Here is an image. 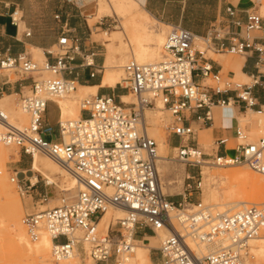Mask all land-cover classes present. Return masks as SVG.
Here are the masks:
<instances>
[{"label": "built area", "instance_id": "1", "mask_svg": "<svg viewBox=\"0 0 264 264\" xmlns=\"http://www.w3.org/2000/svg\"><path fill=\"white\" fill-rule=\"evenodd\" d=\"M171 29L160 62L140 64L132 60L124 67L126 86H119L136 99L129 110L121 104V98L96 95L82 101L84 115L78 121L63 124L58 106L57 127L46 121L47 104L77 90L76 83L65 79L63 73L71 74L68 62L80 50L75 46L79 40L74 43L67 36L61 38L58 53L48 52L56 62L46 61L43 67L26 54H0V77L3 71H14L33 82L30 95L21 94L20 98V108L30 116L28 128L10 127L9 117L0 106V123L9 128L0 133V144L17 147L32 158L35 152L42 153L73 171L83 183V189L75 195H63L60 206L28 215L22 221L34 243L45 234L51 237V257L56 264L77 254L93 264H130L139 242L157 237L161 231H168L170 237L161 248L151 249L149 264H252L250 243L264 232V207L248 206L237 213L219 214L202 204H189V209L184 204L202 186L196 177H202L206 158H212L218 166H247L264 175V138L247 143L248 136L238 129L236 141L243 143L231 148L233 158L217 153L208 156L200 149L196 131L186 122L194 115L198 121L212 122L215 106L231 104V99L216 98L228 94H235L248 108L256 106L252 90L257 82L239 84L223 77L214 71L207 53L210 50L246 57L252 52L257 55L256 66L264 65V17L256 10L242 12L229 5L226 16L215 21L204 37L181 26ZM88 59L84 60L87 66L93 67ZM42 71L61 79L39 82L35 74ZM157 101L164 104L173 119L168 130L180 144L173 149L174 161L183 163L189 173L185 181L189 198L185 194L180 202H173L163 191L158 145L148 133L145 112L155 108ZM228 144V139L218 142L223 147ZM10 181L23 196L31 195L39 185V181L20 180L17 173ZM50 186L44 182L45 188ZM47 200L48 195L42 197L43 202ZM111 209L125 211V217L111 223L103 233L99 225ZM174 210L181 215L173 218ZM141 233L143 238L139 239ZM190 240L213 246L216 251L200 258Z\"/></svg>", "mask_w": 264, "mask_h": 264}, {"label": "crops", "instance_id": "2", "mask_svg": "<svg viewBox=\"0 0 264 264\" xmlns=\"http://www.w3.org/2000/svg\"><path fill=\"white\" fill-rule=\"evenodd\" d=\"M141 7L151 14L157 21L167 26H181L189 30L198 37H204L208 34L211 26L217 20H221L226 16V8L231 5L239 11L247 12L251 5L247 1L236 0H138ZM92 0L88 4H81L78 0H0V54H8L13 57L26 54L33 58V50L40 49L44 52L45 62L55 63V58L48 55V52L58 46L59 40L64 36L69 37L72 42L78 39L80 50L73 54L74 60L68 62V67L71 70L63 73V77L73 81L85 89H96L97 96L121 98L125 96V90H119V85L116 88L103 86L105 76V67L108 62V55L111 54L110 47L112 44L95 37L102 36L99 30L107 28L105 20L97 23L95 33L90 22H85L86 15L84 10L86 6L94 3ZM235 2V3H234ZM261 6H264V0L258 1ZM33 9H51V18L45 25L41 24V20H36L32 17ZM96 9V7H89ZM59 17V19H57ZM245 19V15H243ZM89 20V19H88ZM158 21V22H159ZM31 34L28 36V34ZM94 33V37H93ZM114 33V32H113ZM111 33V34H113ZM106 52H105V50ZM201 50H203L201 48ZM208 51V50H207ZM110 52V53H109ZM93 54V56H91ZM216 57L224 56L222 53H214ZM89 58L93 62V67H88L85 58ZM244 58L242 73L248 78L251 83L256 85L252 90V97L255 100L256 106L248 108L245 103L236 99L235 94H228L217 97V100L231 99V104L226 107L215 106L212 109V122L198 121L197 116H192L189 119L191 127L197 128L199 133L205 131L210 132L212 139L216 142L217 154L228 155L234 153L229 147L219 146L218 142L228 139L229 142L236 141V131L241 129L239 126V118L245 117L247 120L249 113L254 115H264V65L256 66L258 59L255 53H249ZM210 65L215 72L221 75L225 71V66L219 60L209 59ZM232 69V67H231ZM98 73L95 78H92L93 73ZM235 75L232 70L227 72V76ZM12 75L0 77V99L5 96H15L21 98V94L31 91L33 82L31 78H22L16 82L11 81ZM247 81V82H249ZM78 91V89H77ZM87 93L86 91H84ZM95 95V96H96ZM49 108L59 110L56 102L50 101L47 104L46 121L52 127H57L60 119V111L58 119L50 124L48 119ZM261 114V115H260ZM84 114L81 113V116ZM261 122V121H259ZM251 126V125H250ZM258 122L253 121L251 130L258 129ZM196 140L199 142L198 135ZM179 141L174 136L169 137L170 149L179 147ZM21 169L17 170L20 180L31 181L35 183L38 178L33 174V169L30 168L25 158H21ZM37 173V172H36ZM39 174V173H38ZM41 175V174H40ZM36 179V181H35ZM48 195V191L42 186H37L31 191L30 197L42 198ZM181 200V199H180ZM176 202V199H172ZM153 239L150 240L152 245ZM157 244L155 245V247Z\"/></svg>", "mask_w": 264, "mask_h": 264}, {"label": "rangeland", "instance_id": "3", "mask_svg": "<svg viewBox=\"0 0 264 264\" xmlns=\"http://www.w3.org/2000/svg\"><path fill=\"white\" fill-rule=\"evenodd\" d=\"M91 1L92 0H90L89 3ZM94 1H95L94 3L86 6V9H83L84 14L86 15V17L84 18L85 22L86 21H88V23L90 22L91 26H93L91 28H93L94 33H95V26L97 25L98 21L100 20L99 22H101L103 19L105 20V22L108 25L107 28L99 30V34L102 33V36L95 37V38L102 39L103 41L112 44V47L109 48L111 51V54L108 55V61H110L111 67H117L120 65V62L124 57V51L120 48V46H121L120 43H123L124 47H126V45H127L126 44V40H127L126 38L128 37L129 40L131 39V35H130L131 32L128 30L127 36H125L122 33L121 28L124 29L125 26L129 25V22L131 21L130 18H132V16L130 17L129 14H125V15H118L117 14L116 16L113 15L110 17L106 16V14L102 13L101 9H109V8H105V7L101 6L102 0H94ZM230 1L233 2L236 0H230ZM242 1H244V0H242ZM245 1L250 3V5H251L250 9H257L256 11L262 17H264V6L262 7L261 3L258 2L260 0H245ZM85 4H88V3H85ZM92 5H93V7H96V9H89V7H91ZM114 9H116V8H114ZM139 9H143V8L140 7ZM50 14H51V9H33L31 16L32 17L35 16L36 20L40 19L42 21L41 24L45 25L49 22V20L51 18ZM117 18L119 21L117 20ZM158 21L156 20V23L159 24V25H157L158 30L159 29L161 30L162 28H166L164 26H167V25L162 24V23H160V21L159 22ZM166 30H167V33H166L165 38L167 39L169 33L172 30L171 26H169ZM94 33H93V37H94ZM111 33H113V34H111ZM132 43H133L132 46L134 48L135 47L134 41H132ZM143 44L147 45V43H145V42ZM197 45L199 48H201V47L204 48L201 43H197ZM163 46H162V50H161L162 52H163ZM104 50H105V48H104ZM53 51L57 54L58 53V47H55L53 49ZM105 52H106V50H105ZM222 55H224V56L216 57L214 55V52L209 50L207 53V58L219 60V62L225 66V71L222 74V76L226 77L227 72L229 70H232L230 64L234 61L235 58L241 59L242 57L237 56V55L228 54V53H222ZM126 57L128 60L124 64H122L123 65L124 79H125L124 67L126 66V64H128L130 61L133 60L130 52L127 53ZM32 59L34 62L38 63L41 67H43V65L46 63L45 60L36 59L34 53H33ZM229 62H231V63H229ZM104 71H105V69H104ZM10 72L11 71H3L1 76L12 75V78H11L12 82H16V81L21 79V77L16 72L13 71V72H11V74H10ZM229 77L235 83H239V84L251 83V81L244 82L240 78H237L235 75H232ZM35 78L39 82L52 80V79H61L60 76L57 77V76L53 75L52 73H46L45 71H42L41 73L35 74ZM209 84H211V83H209ZM122 85H123V87L126 86L124 84V82ZM76 88L78 89V85H76ZM120 88L123 89L121 86H119V90H120ZM25 95L29 96L30 91L25 92ZM71 95H72V93H70L69 95H66V97H64V98L62 97V98L53 99V101L57 103V101L65 100V98L68 99ZM126 95L130 96V100L132 102H136L135 97L130 92L125 91V96ZM93 96L94 95H88L85 97L83 96L84 98L81 97L78 100V102H80V103H78V104H80L79 105L80 112H81L82 101H84L85 99H88L90 97H93ZM57 105H58V103H57ZM14 107H15L14 109L16 111L21 112L20 116L15 117L13 115L10 118V116L8 115L9 110L8 109L5 110L3 108L2 109L7 113L9 120L11 119L15 124H17L20 127L19 129L28 128L30 125V116L27 114H24L22 109L20 108V98L19 97H15ZM161 114H162V120L165 122L166 125L164 124L163 121H161V123H160L161 129L160 130L164 133L165 138L169 141L170 131L168 130V127L174 124L173 119H172L171 114L166 109H163L161 111ZM58 117H59V110H57L55 108H49L48 119H49L50 124L53 125V123L58 119ZM22 118H23V120H22ZM244 118L245 117L239 118V122H240L239 126L241 127L242 131H244L245 135L248 136V140L246 142L247 143H256L260 139L264 138V115L258 116V115H254L252 113H249V115L246 117L247 120H243ZM79 119L80 118H74L71 121H78ZM260 120L263 121L262 128L259 127L257 129V131H255V129L251 130V126H252L253 121L259 122ZM249 124H251V126ZM194 130L196 131V134L198 135L199 146H200L201 151L205 155L216 156V154H215L217 152L216 142L212 139L210 132L205 131L203 133H199L197 128H194ZM4 131H6V130H4ZM254 132H256V133H254ZM257 132H260V133H257ZM239 143H243V141H235V142L230 141L229 147L235 148ZM0 151H2V152H0L1 157H2L1 160L4 161L2 154H6V155L10 156V160L6 161L7 163H1L2 161H0V164H1L0 165V167H1L0 168V174H1L0 177H2L4 174V176H6L8 178V179L6 178L7 179V185L10 186V184H11V186H10L11 187L10 192H11V197H12L11 200L13 199L14 201H20L23 205V209L18 210L19 220H20L22 225H23L22 221L26 216L39 213L41 210H43V207H44V210H48V209H52L54 207L61 205V198L63 197V195H67V193L63 192L58 186L51 185L50 187L45 188L44 182L45 181L47 182V180L45 179V177L42 174L40 175V173L38 174L36 172H33V174H31V175L32 176L34 175L35 177H37L38 181H39V186H42L43 188H45L48 191V193H49L48 200L46 202H43L42 198H34V200H33L30 197V195H26V196L21 195L18 191L17 186L12 184L10 180L12 177H14V173L17 172V170L21 169V167H20V165H21L20 159L21 158L26 157V161H27V163L31 169H32V164H33L34 160L32 157L25 156L23 154V152L17 147H7V146L0 144ZM175 151L176 150L173 151L172 149L169 150L168 157L170 159L176 158V152ZM40 155H41L40 164H41L42 169L46 173L51 174L55 178L60 180V176L63 172L62 167H60L59 165L54 163L51 159H49L47 156L43 155L42 153H40ZM228 155H229V157L233 158L235 156V153H229ZM206 161H208L211 164V166L210 165L207 166V164L205 163L206 165H204L202 170H201L202 171V177L201 176L196 177V180L201 179L202 186L199 189V191H194L192 193L191 201L188 200L187 203L184 204V206H186V208H188V209L190 208V206H188L189 204L196 205V206L198 204H203L204 207L210 208L214 204L213 202L209 201V197L213 193H218L219 201L217 204H220L219 202H221V201L223 204H226L229 202L230 203L231 202H246V203H249V205H247V206H257V207L264 206V193L262 194V198H263L262 200H256L255 196L252 194L251 187L248 186L245 190H243L242 194L239 197H236V198L234 197L231 199V197H233L232 194L228 195V193H230L228 190L231 187V181L229 179H223V177H221V178L216 177V179L210 178L211 174L212 175H218V174L228 175V174L233 173V171L234 172L250 171L255 177H258L261 181L262 180L264 181L263 175H259V174L255 173L254 171L249 169L247 166L221 167L218 165L216 166V163L214 161H212V158H206ZM2 164L3 165L5 164V165L2 166ZM206 167H208L209 171H207ZM158 171L160 173L159 175L161 178V183H162L164 193L168 196H171L172 199H176V202H180L181 201L180 199H182V196L185 194L187 195V193H185V189H186V185L188 184V182H185V181H186L187 177L189 176V174L186 172L185 165L183 163H180L179 161H176V160L169 163V164L159 163ZM1 172H3V174ZM0 192L2 193V191H0ZM76 193H77V190L72 192V193H69V195H75ZM226 193H227V195H226ZM188 198H189V196H188ZM221 198H222V200H221ZM6 201H9V200L6 199L4 201V196L0 195V210H1V207L5 208V210H7L6 208H8V206H5V205H7L5 203ZM3 204H5V205H3ZM10 206H11V204H10ZM210 209H211V211H214L215 213L223 214V213H225L226 210L230 209V207L218 206V207L210 208ZM241 209H243V208L235 210L234 213L242 211ZM8 213H6L7 215H5V216L8 217ZM229 214H233V212H231ZM2 216H3V213L0 212V234H1V236H0V264H56L53 262L52 257L50 256L51 253L48 256L43 257V258L37 257L36 255H31L29 260H25L24 257H20L18 255L19 250L15 247V243L12 240L14 234L12 233L13 234L12 235L11 232L8 230L10 223L8 224L9 221H7V224L5 227L7 217H5V216L2 217ZM4 219H5V222H3ZM111 223H113V222H109L107 224V226H104V225L100 226V228H99V229H101L100 231L103 233L106 232L108 229V226ZM4 227L7 228L6 230H8V231H6V230H5L6 232L3 231ZM23 227H24V225H23ZM25 231H26V228H25ZM26 233H27V231H26ZM2 234H3V237H2ZM4 234H6L5 235L6 238H5ZM45 235H47V234H45ZM27 236H28V234H27ZM262 237H264V232L262 233L260 238H262ZM138 238L142 239L143 233L138 235ZM151 239H146L149 242L148 244H150L149 240H151ZM156 244H157L156 240H153L152 245H156ZM161 247H162V242L159 241L155 249H158ZM250 247L252 249V243H251ZM152 249H154V248H152ZM251 249H250V259H249L250 263H252V264H264V259H261L258 256H256L255 254H253L251 252ZM136 253H138V251H136ZM136 253H135L134 258L136 257ZM17 255L19 257H17ZM133 259L130 261V264H134V263L135 264H149V262L142 261L139 258V256L137 257L135 262H133ZM81 261L84 264H86L88 262L92 263L91 260L83 261L81 259Z\"/></svg>", "mask_w": 264, "mask_h": 264}, {"label": "bare ground", "instance_id": "4", "mask_svg": "<svg viewBox=\"0 0 264 264\" xmlns=\"http://www.w3.org/2000/svg\"><path fill=\"white\" fill-rule=\"evenodd\" d=\"M78 1L81 4H85V3H89L90 0H78ZM101 3H102L101 6H103L105 8H109V9H101L102 13L106 14V16H109V17L113 16V15L116 16L117 14L118 15L129 14L130 17L132 16V18H130L131 21L129 22V25L125 26L124 29L121 28L122 29L121 31L125 36H127L128 30L131 32L130 35H131L132 40L131 39L129 40L128 37L126 38L127 39L126 40V44H127L126 47H124L123 43H120V45H121L120 48L124 51V57L121 60L120 65L117 67H111L110 61H108L107 65L105 67V72H104L105 76H104V80H103V86L110 87V88H116L118 85L123 84L124 74H123V65L122 64H124L128 60L126 57L128 52L131 53L132 59L137 61L140 64H155V63H158L162 60L163 52L161 50H162V46L164 45V43L166 41V38H165L166 33H167L166 29L169 26H164L166 28H162L161 30L159 29L160 30L159 31L158 26H157L159 24L156 23V19L151 14L146 12L145 9H139L141 7V5H140L138 0H102ZM114 8H116V9H114ZM117 20H118V18H117ZM132 41H134V43H135L134 48L132 46V44H133ZM144 42L147 43V45H144L143 44ZM202 51H204V50H202ZM33 53H34L36 59L46 60V58L44 56V52L42 50L34 49ZM90 62H91V60H90ZM229 63H231V62H229ZM243 63H244V58H241V59L235 58L234 61L230 64V66L232 67V71L235 73V76L237 78H240L242 81L247 82V81H249L248 78L242 73ZM46 73H49V72H46ZM10 74H11V72H10ZM41 82H44V81H41ZM84 91H86L87 93H85ZM96 93H97L96 89H85L82 87H78V91L77 90L74 91L68 99L65 98V100H63V101H57V103L61 109L62 123L65 124L66 122H71V120H73L74 118H80L81 117V112L79 110L80 104H78L80 102H78V100L83 96L84 97L88 96V95H94L95 96ZM64 97H66V96H63V98ZM14 99H15V96H5L2 99H0V106L5 110L6 109L9 110L8 115L10 116V118L13 115L15 117L16 116L18 117L21 115L20 114L21 112L16 111L14 109L15 108L14 107ZM135 103L136 102H132L130 100V96L126 95V96L121 97V104L125 105L127 110H129L130 106L134 105ZM163 109H166L164 104L161 101H157L155 108L148 109L145 112V118H146V123L148 126L149 136L153 139L155 138L154 140L157 142V145H158V158H159L158 159V165H159V163L169 164V163L174 161V159H170L168 157L169 150H170L169 141L165 138L164 133L160 130L161 129L160 123H161V121H163L161 111ZM23 113L27 114L25 111H23ZM22 120H23V118H22ZM9 123H10V127H14L16 129L20 128L11 119L9 120ZM164 124H165V122H164ZM249 125H251V124H249ZM262 126H263V121L258 122L257 127L262 128ZM4 130L7 131V130H9V128L5 127L4 125H2L0 123V133H5L6 131H4ZM20 130H22V129H20ZM260 132H257V133H260ZM254 133H256V132H254ZM66 141H68L67 138H66ZM0 152H2V151H0ZM2 156H3L4 161L1 160L2 157L0 154V161H2L1 163H7L6 161L10 160V156H8L6 154H2ZM40 159H41L40 153L35 152L33 155L34 161L32 164V169H33V171L42 174L45 177V179L47 180V183L49 185L58 186L65 193H72L76 190L79 191V190L83 189V183H81V181L78 179V177L75 175V173L73 171L67 169L65 166L61 165V163H58L55 160L49 158L54 163H56L57 165L62 167V169H63V172L60 176V180H58L53 175L46 173L42 169L41 164H40V162H41ZM206 164H207V166L208 165L211 166V164L208 162ZM4 165L2 164V166H4ZM216 166H217V164H216ZM221 167H223V166H221ZM206 169H207V171H209L208 167H206ZM1 173L3 174V172H1ZM0 176H1V174H0ZM216 177L217 178L223 177V179H229L231 181V187L228 190L230 192V193H228V195L232 194V196H233V197H231V199L234 197L235 198L239 197L242 194L243 190H245L248 186L251 187L252 194L255 196L256 200H262L263 199L262 194L264 193V181L263 180L261 181L258 177H255L250 171H245V172H234L233 171V173L228 174V175H225V174H218V175H212L211 174L210 175L211 179H216ZM6 178L7 177L4 176V174L2 177H0V189H1L0 191H2V193L0 192L1 193L0 195L4 196V201L6 199L9 200V201L5 202L7 205L3 204L5 206H8V208H6L8 211L5 210V208L1 207L0 212L3 213L2 217L7 215L6 213L9 212L8 217L5 216V217H7L5 227H6L7 221H9L8 224L10 223V226L8 225L9 226L8 230L11 232V234L12 233L14 234V235L12 234L13 235L12 240L15 243V247L19 250L18 255L20 257H24L25 260H29L31 255H36L37 257H40V258L48 256L51 253L52 248L54 246L51 237L49 235H44L39 242L34 243L27 236L25 228L21 224V222L19 220V215H18V210L23 209V205L20 201H14L13 199L11 200V198H12L11 192H10L11 184L9 183L10 186L7 185V179L8 178L7 179ZM35 181H36V179H35ZM226 195H227V193H226ZM221 200H222V198H221ZM209 201L214 203L212 205L213 207L211 206L210 208H215L218 206L230 207V209L226 210L225 213H223V214H229L231 212L234 213L235 210L240 209V208L244 209V208L248 207L247 205H249V203H246V202H231V203L229 202V203L223 204L222 201L219 202L220 204H217L219 201L218 193L211 194L209 197ZM10 204H11V206H10ZM262 207H264V206H262ZM206 208L211 211V209L209 207H206ZM243 209H241V210H243ZM43 211H46V210H44V207H43V210H41L40 212H43ZM177 215L179 216L181 214L176 213V211L174 210L172 213V217L174 218ZM124 217H125V211L111 209L104 215V217H103V219L99 225V228H100V226H103V225L107 226V224L109 222L117 223V221L122 220ZM3 222H5V219L3 220ZM5 227H4L3 231H5L7 229ZM8 230H6V231H8ZM5 235L6 234H4V236ZM0 236H1V234H0ZM260 236L251 242L252 243V249H251V247H250V249H251V252L253 254H255L256 256H258L261 259H264V237L260 238ZM2 237H3V234H2ZM169 237H170V233L168 231H161V232H158L157 237H151V238L153 240H156V243L158 244L159 241L163 243ZM5 238H6V236H5ZM151 238H149V239H151ZM190 241H191L190 242L191 246L194 248L196 254L200 258L208 256V255H210L216 251V248L213 246L203 245V244H200L197 242H193V240H190ZM148 243L149 242L147 240L144 242H139V245L136 249V251H138V253H136V251H135L136 257L133 259V262H135L137 257L139 256V258L142 261L151 263L150 251L152 248L155 249L156 247H155V245H150ZM251 243H250V246H251ZM224 245H227V243H224ZM18 255H17V257H19ZM60 264H84V263L81 261L80 257L77 254V255H74L71 259H69L65 262H61ZM86 264H93V262L92 263L88 262Z\"/></svg>", "mask_w": 264, "mask_h": 264}]
</instances>
